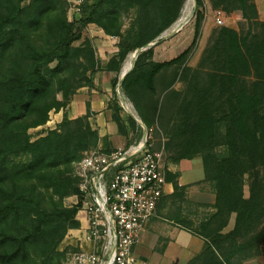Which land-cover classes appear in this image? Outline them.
I'll return each mask as SVG.
<instances>
[{
  "label": "trees",
  "instance_id": "16d2710c",
  "mask_svg": "<svg viewBox=\"0 0 264 264\" xmlns=\"http://www.w3.org/2000/svg\"><path fill=\"white\" fill-rule=\"evenodd\" d=\"M209 1L239 11L247 28L214 29L190 66L203 0H195L190 44L163 61L153 59L149 44L179 18L185 0H83L72 19L67 0H0V264H60V243L80 226L79 203H64L78 194L74 162L101 142L111 150L89 102L75 118L67 105L80 87L94 86L99 71L115 72L114 89L125 58L138 49L122 92L146 127L162 131L169 161L201 158L202 182L215 195L204 219L182 224L204 239L186 264H236L234 257L264 253V20L254 0ZM90 23L118 38L107 61L84 35ZM110 102L118 132L128 140L136 129L138 140L140 125L123 115L115 94ZM60 110L61 121L32 139L29 130ZM178 176L165 170L174 193L185 188Z\"/></svg>",
  "mask_w": 264,
  "mask_h": 264
},
{
  "label": "built area",
  "instance_id": "2783aa9c",
  "mask_svg": "<svg viewBox=\"0 0 264 264\" xmlns=\"http://www.w3.org/2000/svg\"><path fill=\"white\" fill-rule=\"evenodd\" d=\"M67 1L80 11L83 0ZM183 13L164 34L180 30L193 16L186 6ZM214 17L217 24L224 23L221 9ZM140 125L143 132L138 140L110 151L95 147L74 162L78 194L73 197L79 203L80 226L62 264H148L134 249L167 181L163 147L154 149L152 129Z\"/></svg>",
  "mask_w": 264,
  "mask_h": 264
},
{
  "label": "crops",
  "instance_id": "0c3cea01",
  "mask_svg": "<svg viewBox=\"0 0 264 264\" xmlns=\"http://www.w3.org/2000/svg\"><path fill=\"white\" fill-rule=\"evenodd\" d=\"M85 33L93 39L97 55L102 61H107L116 52L117 37L106 35L100 27L93 23L88 24ZM178 40L179 39H176V37H172L168 40L159 37L157 42L151 44L153 46V59L156 61H163L174 57L176 51L175 46L179 44ZM124 67L125 61L121 66L118 74V82L114 89L111 84V78L115 76V72L99 71L94 76V86L92 88L87 86L80 87L66 108L68 117L75 118L86 113V103L89 102L90 108L94 112L91 118L94 127L98 129L100 136H107L109 145L112 146L113 149L122 146V139L118 132L117 124L112 119V109L109 107L114 94L121 107L124 108L129 115H132L133 112L136 113L132 102L124 95L120 87L121 80L125 76L124 73L129 71V68L125 69ZM113 91H115V93ZM49 114L53 120H48L46 124L36 128H46L48 126L47 129L54 128L56 124L61 121L63 110L50 111ZM51 122L55 125H49ZM101 144L102 142L100 145ZM178 163H173V166H177ZM177 170L178 169H172L173 172L181 173L180 170ZM180 173L179 176L181 177ZM178 182L179 185H184L181 179L180 181L178 180ZM192 193V191L189 192L188 198L192 200L193 205L197 206L204 203L212 204L214 202L215 195L211 191H198L195 196H192ZM174 196L173 186L170 182H167L165 191L156 205L155 212L145 225L140 242L135 246L134 251L138 256H144L146 260L149 258L153 259L154 262L151 264H157L156 259L158 258L160 261L163 260L164 264H186L188 260L203 247L204 239L191 233L189 229L182 225L186 221V219H183L186 216V212H184V209H181L178 204L176 205V209H173L172 205H174L175 202L174 204L171 203L174 201ZM181 199H183V197H181ZM233 223L234 214L231 216L230 222L224 231L231 229ZM161 238L163 239L164 245L159 251H156V243ZM154 253L157 254V257H154ZM253 260H256V256L242 261L238 257H234L231 261L236 264L240 262L247 264Z\"/></svg>",
  "mask_w": 264,
  "mask_h": 264
},
{
  "label": "rangeland",
  "instance_id": "374dc122",
  "mask_svg": "<svg viewBox=\"0 0 264 264\" xmlns=\"http://www.w3.org/2000/svg\"><path fill=\"white\" fill-rule=\"evenodd\" d=\"M255 4L257 6V10H258V18L260 20H264V0H254ZM187 2V3H186ZM189 2V3H188ZM195 3V5H194ZM69 7H68V17L70 19H72L73 17H76V15L78 14L77 12H75L72 8H71V3H69ZM196 2L195 0H185L184 6L183 8L186 6L187 11H191L193 10V16L189 19V21L183 25V27L174 32L173 34L167 36V34H164V32H162L159 37H163L164 39L168 40L172 37H176V39H179V44H177L174 48H175V56H177L180 52H182L191 42L192 37H193V33H194V24H195V18H196V11L198 9V6H196ZM183 8L181 10L180 16L181 14L184 15L183 13ZM217 9H221L224 12V23L223 24H217L215 21V17H214V13ZM202 12L203 14V19H202V28H201V34L200 37L197 41V45L195 47V49L193 50V52L190 54L188 60L186 61V63L190 66H196L199 57L201 55L202 49L205 46L207 39L209 38L210 34L212 33V31L220 26H230L233 28H236L238 30L240 29H246L247 28V22L246 20L241 16V13L237 10H234L232 12L227 13L223 8H213L210 4L209 0H203V4L201 5V7L198 9ZM188 13V12H187ZM84 35L89 36L88 34L85 33L84 31ZM90 37V36H89ZM158 37V38H159ZM170 53V52H169ZM170 55V54H169ZM137 56V52H131L128 54V56L125 58V63H131V66H133L134 60ZM124 63V62H123ZM125 64V65H126ZM176 87H180V84H176ZM123 109V115H127L128 113ZM53 116V115H52ZM132 118L134 119V121H136V123H142L140 118L138 117L137 113L133 112V114L131 115ZM53 120V118L51 119L50 114H49V121ZM143 124V123H142ZM49 125L54 126V123H50ZM144 125V124H143ZM145 126V125H144ZM49 127V126H48ZM44 127H39V128H32L29 130V132L31 133L32 139H35L37 136H39L40 134L44 133L47 128ZM141 128V135L143 132V129L140 125ZM152 129V146L154 149H161L163 147V158H162V167L163 170L165 171L166 169L172 171V169H178L181 171V177H178V180L182 182H184V189L183 191H177L175 192V196H174V201L171 204H175L172 205L173 209H176V205L178 204L179 207L182 209H184L183 211L186 212V216L183 218L184 220L186 219L185 223H188L189 225H192L193 227L196 226L202 219L205 218V216L211 212L212 208L211 206H209L210 204L208 203H204L202 205H193L192 200H190L188 198L189 192H193L192 196L196 195V192L198 191H211L210 186L208 183H204L202 182V179L204 177V173H203V168H202V162H201V158L199 156L194 157L192 159H183L181 160L177 166H173L174 164L168 160L167 158V153L165 151V147H164V142H165V138H164V134L162 133V131L159 130V128L156 125H153L151 127H148ZM159 130L158 133L156 130ZM136 133V129L135 131L131 132L132 138L130 139H126L123 135L120 134L121 139H122V146L127 145V143H132L134 142L135 138L133 137V135ZM108 139V138H107ZM101 147V145H99ZM108 148H110L111 150L113 149L112 146L108 145ZM177 170V171H178ZM212 192V191H211ZM245 193L247 194V186L245 187ZM181 197H183V199H181ZM75 198L71 196L65 199V205H71L74 203ZM171 206V209H172ZM190 219V220H189ZM77 237V232L75 229H69L66 233V235L64 236L62 242L59 245V249H65V256L66 253L68 252V250L70 249L69 247H71V244H73L76 240ZM164 245L163 239H159L156 243V251H159L160 248H162ZM65 256L62 258V260L60 261V264H62V262L65 259ZM139 257L145 261H147L148 264H151L153 261V259L149 258L148 260H146V258L144 256H140ZM154 257H157V254L154 253ZM252 258V257H251ZM157 264H164L163 260L160 261V259H156ZM240 264H243L240 262ZM247 264H264V253H261L260 255L256 256V260H253Z\"/></svg>",
  "mask_w": 264,
  "mask_h": 264
},
{
  "label": "bare ground",
  "instance_id": "6f19581e",
  "mask_svg": "<svg viewBox=\"0 0 264 264\" xmlns=\"http://www.w3.org/2000/svg\"><path fill=\"white\" fill-rule=\"evenodd\" d=\"M187 3V2H186ZM189 3V2H188ZM126 64V63H125ZM130 66H131V63L129 62V63H127L126 65H125V69H128V68H130Z\"/></svg>",
  "mask_w": 264,
  "mask_h": 264
},
{
  "label": "water",
  "instance_id": "95a60500",
  "mask_svg": "<svg viewBox=\"0 0 264 264\" xmlns=\"http://www.w3.org/2000/svg\"><path fill=\"white\" fill-rule=\"evenodd\" d=\"M149 46H151V44H149ZM138 51H139V49H138V50H136V52H138ZM131 68H132V67H130V68H129V70H130ZM126 73H127V72H126ZM126 73H124V74H126Z\"/></svg>",
  "mask_w": 264,
  "mask_h": 264
}]
</instances>
